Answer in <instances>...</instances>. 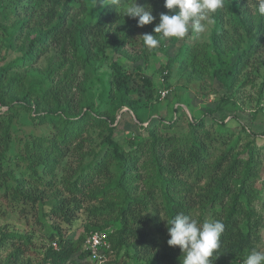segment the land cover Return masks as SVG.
I'll list each match as a JSON object with an SVG mask.
<instances>
[{"label": "trees", "instance_id": "obj_1", "mask_svg": "<svg viewBox=\"0 0 264 264\" xmlns=\"http://www.w3.org/2000/svg\"><path fill=\"white\" fill-rule=\"evenodd\" d=\"M120 3L0 0L5 54H14L0 67V107L5 108L0 114V215L33 222L45 239L42 259L34 262L28 253L37 252L35 233L1 227L0 264H95L85 245L95 232L106 235L108 248L100 252L115 263L123 251L137 264H182L180 249L167 244L166 221L178 213L203 221L209 212L224 224L213 264H243L260 241V223L250 207L258 176L254 135L248 131L251 140L238 149L241 136L223 120L212 117L207 125L202 116L180 127L178 119L186 114L178 115L167 99L175 92L173 70L186 72L190 65L191 73L207 75L225 90L215 112L234 106L237 76L264 43L258 0H253L254 12L225 0L224 13L213 16L209 43L202 48L188 45L185 37L162 39L157 49L146 48L142 36L160 39L153 29L160 14L168 13L164 0H148L156 19L143 27L137 26L138 18L118 11ZM10 14L9 26L3 21ZM158 53L166 60L162 81L154 82L143 68ZM105 64L108 72L100 71ZM263 89L264 74L260 96ZM160 90L168 91L164 99ZM164 102L174 114L168 120L159 117ZM123 109L142 133L120 137L117 117ZM21 111L51 133L18 141L12 156V125ZM81 216L86 235L75 239L74 224Z\"/></svg>", "mask_w": 264, "mask_h": 264}, {"label": "rangeland", "instance_id": "obj_2", "mask_svg": "<svg viewBox=\"0 0 264 264\" xmlns=\"http://www.w3.org/2000/svg\"><path fill=\"white\" fill-rule=\"evenodd\" d=\"M105 0H98V3H103ZM121 3L118 5V11H122V6L125 5V0H120ZM237 4L241 3V5H247V7L254 12L253 0H235ZM130 3L131 0H128ZM148 0H137V4L140 6H145ZM224 13V7L220 10ZM214 14H212V19L214 20ZM14 20L13 14H10L8 19L3 21L4 24L11 25ZM213 23L208 25L206 32L202 34L190 33L187 36L186 41L188 45L193 48H202L203 45L208 44L211 36ZM6 37L2 36L0 33V67L9 61L12 60L14 54H5L4 44L6 43ZM181 41L177 42L174 45L173 53L179 47ZM132 48V47H131ZM53 54V51H49V55ZM6 56L5 59L3 57ZM121 65L128 64L125 62L124 58L114 57ZM165 56L162 53H158L153 58H150L148 64L143 68V73L146 77L151 78L154 82L162 81L161 76H159L161 72V67L165 63ZM186 72H179L176 68L173 70L172 75L170 77V84L175 91L172 95L167 99L169 102L175 103V106L178 108L177 114L180 115L184 112L186 115H182L180 119H178V123L180 127H185L187 120L198 119L204 116V121L207 125L211 123L212 117L219 121L223 120L224 123H227V126L233 130L234 135H240L241 139L239 142L238 149H242L243 146L249 142L251 139L247 138V132L249 131L254 136L256 145V154L257 157V179L254 182V189L252 192V202L251 209L256 214L255 219H257L260 223V241L257 243L255 250L264 251V108L260 107L262 103H264V89L262 91V96H260L259 88L263 81L264 74V43L262 47L256 52L254 57H252L248 64L240 71L237 76V87L233 92V101L234 106H227L223 110L216 111L215 109L220 105L221 97L224 95L225 90L221 87V85L212 81L208 78L207 75H202L197 77L191 73V66H187ZM102 72H108V64L103 65L100 69ZM132 88H135V81H131ZM241 85V86H240ZM240 86V87H239ZM97 89V85L95 86ZM263 97V98H262ZM176 98H179V103L176 104ZM260 99V100H259ZM166 102L162 104V108L159 113V117H163L166 120L170 117H174L173 112H170V108L166 107ZM175 107V108H176ZM211 109L214 111L213 116L205 115L206 110ZM5 111V108L0 107L1 112ZM123 114L117 117V121L120 122L119 129L122 131L120 137L125 135L126 133H142L139 131L137 126V121L135 117L132 115L130 111L127 109L122 110ZM155 117V118H159ZM236 117V119L234 118ZM153 120V119H151ZM150 120V122H151ZM149 123V122H148ZM154 123H151L153 125ZM144 127L147 123L142 124ZM51 133V129L47 125H39L30 120L29 114L24 111L20 112V116L17 121H15L12 125V136L15 139V143L12 145V149L10 155H14L17 152V144L18 141H22L24 138L34 135V136H48ZM122 141V138H120ZM216 212H220V208H216ZM206 218H211V214L206 213ZM84 217L81 216V220L79 222H75V229L72 237L77 239L79 236H85L86 232L84 230ZM94 221H97L94 219ZM7 228L6 230H15L21 232H34V243L37 249V252H29V257H34L33 261H39L42 259L40 254L41 245L45 243V239L43 237L44 232L38 230V226L33 224V222H28L26 224L24 220L16 218V216H12L9 219L0 215V228ZM111 229L106 230L105 233H110ZM123 251L119 254V258H116V262H114V257L105 256L100 261H96L95 264H137L133 260L130 262L127 261V258L123 256ZM182 254V253H181ZM39 255V256H38ZM123 257V258H122ZM183 259V256H182Z\"/></svg>", "mask_w": 264, "mask_h": 264}, {"label": "clouds", "instance_id": "obj_3", "mask_svg": "<svg viewBox=\"0 0 264 264\" xmlns=\"http://www.w3.org/2000/svg\"><path fill=\"white\" fill-rule=\"evenodd\" d=\"M118 2V0H113ZM225 0H164V8L168 13H161L159 23L153 29L156 35L144 34L143 44L148 49L160 47L161 40L175 38L182 40L190 33L197 35L206 32L213 23L212 14L223 9ZM122 6L124 16L137 20V26L152 24L156 17L150 5L140 6L137 0H125ZM257 13L264 16V0H258ZM167 232L170 237L167 244L178 247L183 254L182 264H213L220 255L221 237L224 224L217 219L206 218L198 221L190 215L178 213L168 219ZM243 264H264V251L252 249L245 257Z\"/></svg>", "mask_w": 264, "mask_h": 264}, {"label": "built area", "instance_id": "obj_4", "mask_svg": "<svg viewBox=\"0 0 264 264\" xmlns=\"http://www.w3.org/2000/svg\"><path fill=\"white\" fill-rule=\"evenodd\" d=\"M167 90H160V99H164L167 95ZM260 107L264 108V103L260 105ZM104 233H90L85 240V245L87 246V250L90 251L91 258L100 261L102 258H105V255L100 251H106L108 248L107 242L105 240ZM55 247V244H53Z\"/></svg>", "mask_w": 264, "mask_h": 264}]
</instances>
